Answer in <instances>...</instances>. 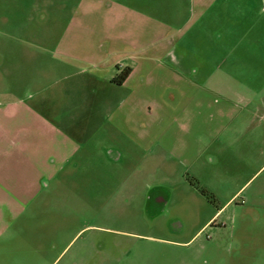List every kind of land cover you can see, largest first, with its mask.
<instances>
[{
  "label": "rangeland",
  "instance_id": "rangeland-1",
  "mask_svg": "<svg viewBox=\"0 0 264 264\" xmlns=\"http://www.w3.org/2000/svg\"><path fill=\"white\" fill-rule=\"evenodd\" d=\"M122 1L127 8L120 0H0V84L60 123L74 120L71 135L83 132L76 136L86 147L72 161L88 166L61 174L49 198L7 223L0 264H261L264 1L147 0L145 22L132 11L136 0ZM106 38L118 45L109 49ZM163 39L211 55L217 74L204 81L214 92L172 88L182 84L162 77L166 61L149 46ZM211 45L217 54L205 51ZM114 50L135 68L125 87L135 93H100L101 75L89 67L94 77L84 75L90 86L81 89L85 65L61 64ZM145 73L148 86L139 84ZM114 99L113 119H130L145 141L115 135L106 146L117 149L103 157L86 125L107 117L100 102ZM155 147L168 167L145 171Z\"/></svg>",
  "mask_w": 264,
  "mask_h": 264
},
{
  "label": "crops",
  "instance_id": "crops-1",
  "mask_svg": "<svg viewBox=\"0 0 264 264\" xmlns=\"http://www.w3.org/2000/svg\"><path fill=\"white\" fill-rule=\"evenodd\" d=\"M138 2L142 4V7L138 8L136 6ZM119 3L120 5L122 3L128 4L127 1L122 0ZM133 5L134 9L132 11L135 12L134 15L145 22L148 19L147 0H136ZM121 7L127 8L123 4ZM180 11L181 15L184 12L187 13L188 7H184L182 4ZM120 14L123 17H129L127 12L123 13L121 11ZM181 15L179 18V15L176 14V18L172 14L171 17L176 20H183L184 16L181 17ZM171 21L173 20L171 19ZM174 23L176 22H170L169 25ZM166 29L169 30L167 27ZM106 40L109 49L112 46L118 45V43H114L116 39L106 38ZM118 41L120 39L116 42ZM187 45L188 43L184 39L177 41L165 39L160 41L153 40L149 44L151 48H160L161 56L166 61L165 73L162 74V77L181 80H178V84H182L181 87L173 85V89L180 93L189 91V93H196L197 95L214 92L212 86L206 85L204 80L207 79L208 82H211L210 79L216 77L217 71L214 69L216 61L211 58V55L209 57L198 55L197 51L199 49H186ZM214 50L215 48H212V45L205 48V51H212V53L217 54ZM118 51L114 50L110 55L107 54V56H101L100 54L70 56L71 62L62 60L61 64L66 70H72L73 65H85L81 68L82 72H80L83 74V79L80 82L81 89L90 86L89 81L84 78V75H92L94 77L93 73L88 74L89 67L91 72H99L101 75L97 84V87L99 86V88L103 89L100 90V93H104L105 91L113 93L117 90H129L130 93H135V90L131 91L125 88L134 77L136 73L135 68L129 66L124 60L125 58L120 60ZM213 57L217 60L215 55ZM127 69H130L128 78L122 84H116L114 82L115 77ZM144 79V82L139 84L148 86V73H145ZM184 84H187V87H183ZM8 88L0 84V97L3 98L0 100V223L6 225L5 229L0 231V236L5 235L7 232L10 225H7L9 221H14L21 215L25 219L24 212L26 208L38 206L44 196H47V198L51 196V192L56 186L55 183L61 174L74 171L77 168H81V171H87L88 169V166L85 164L87 154L83 156L84 161H75V163L72 161L74 154L79 151L81 146L86 147L81 142L82 140L76 136L83 132L71 135V128L72 130L76 128L77 123L74 120L60 123L56 117L51 116V113L49 116L44 115L41 112L43 108L40 103L25 101L19 91H16L15 94L17 96L14 97L13 90H9ZM222 89L224 90L225 88ZM114 102L115 99L108 100L107 102L101 101L99 111H106L108 116L104 117L103 120H99L97 124L93 120H89L86 125L88 127L87 131H97L98 138L95 147L98 151L96 152L103 157L105 155L107 157L109 155L112 156L113 151L111 152V150L117 149L116 147L108 149V144L106 146V141L112 139L115 135L123 133L127 136L128 140H133L135 143L139 140L136 135V128L134 127L135 123L127 118L120 120L113 119L116 112L114 110ZM116 102L121 105L123 99L118 97ZM116 116L118 117V115ZM61 125H65L64 129ZM82 126L83 124L80 128ZM85 133L87 135L86 131ZM139 141L143 142L145 138H141ZM149 152L155 154L149 155L152 165L144 168L145 171H157L168 167L163 161V154L165 152L162 147L157 149V151L151 149ZM33 215L34 213L30 218ZM257 259L259 260V258ZM258 260L257 262H259ZM261 264H264V262H261Z\"/></svg>",
  "mask_w": 264,
  "mask_h": 264
},
{
  "label": "trees",
  "instance_id": "trees-1",
  "mask_svg": "<svg viewBox=\"0 0 264 264\" xmlns=\"http://www.w3.org/2000/svg\"><path fill=\"white\" fill-rule=\"evenodd\" d=\"M129 74H130V69H127L126 71H124L120 75V77L118 79L119 80V83L122 84L128 78Z\"/></svg>",
  "mask_w": 264,
  "mask_h": 264
}]
</instances>
